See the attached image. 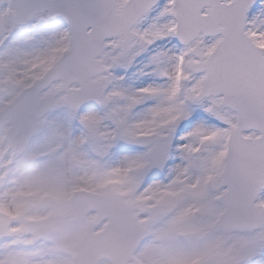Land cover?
I'll return each mask as SVG.
<instances>
[{
    "label": "snow or ice",
    "instance_id": "snow-or-ice-1",
    "mask_svg": "<svg viewBox=\"0 0 264 264\" xmlns=\"http://www.w3.org/2000/svg\"><path fill=\"white\" fill-rule=\"evenodd\" d=\"M0 264H264V0H0Z\"/></svg>",
    "mask_w": 264,
    "mask_h": 264
}]
</instances>
